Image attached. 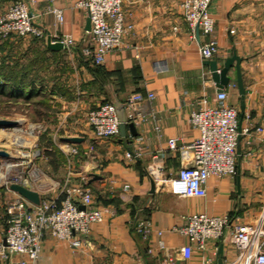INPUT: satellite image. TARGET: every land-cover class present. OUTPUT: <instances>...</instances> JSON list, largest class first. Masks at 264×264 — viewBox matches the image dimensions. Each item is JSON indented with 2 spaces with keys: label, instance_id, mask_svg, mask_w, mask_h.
Instances as JSON below:
<instances>
[{
  "label": "crops",
  "instance_id": "1",
  "mask_svg": "<svg viewBox=\"0 0 264 264\" xmlns=\"http://www.w3.org/2000/svg\"><path fill=\"white\" fill-rule=\"evenodd\" d=\"M15 1L0 0V11ZM78 1L56 0L52 4L33 0L31 12L43 13L55 5L62 10V21L43 13L37 20L44 31L42 39H0V56L10 54L12 62L7 64L14 71L27 67L31 75L36 70L40 77L39 63L56 58L55 69L70 66L65 84L54 83L59 81L55 79L47 82L44 73L35 84L37 89L54 92L51 98L61 105L55 115L62 129L58 134L60 145H55L56 150L49 149L52 155L44 157L57 174H48L46 179L36 174L32 189L40 200H62L64 187L82 184L91 191L92 205L107 210L102 223L92 226L79 248L46 235L36 264H202L196 252L188 261L181 258L179 249L186 239L174 228L186 216L226 214L231 225L264 227V0H212L209 15L214 20L213 33H196L195 39L182 19L180 0H122L134 30L123 48L108 54L98 70L80 54L87 40V15L75 7ZM47 37L51 41L72 39V56L63 49H49ZM210 38L217 43L213 60L218 66L233 53L241 58L243 98L237 90L234 69L223 89L227 104L236 108L240 122L236 174L210 178L204 197L185 198L177 186L172 187L180 159L177 151L167 148V140L177 138L179 144H188L199 135L188 122L189 113L203 96L212 98L217 92L197 51L198 42ZM134 93L144 96L137 110L145 115V120L134 122L135 135L126 128L125 137L96 139L85 113L105 100L117 99L123 105ZM147 93H152L153 99L147 100ZM245 128L248 133H244ZM67 137L79 138V142L64 141ZM65 144L78 151L70 159L62 150ZM154 156L165 173L157 182L147 171ZM39 163L42 167L44 162ZM11 196L0 189V243L6 226L3 207ZM140 223L147 225V233L139 231ZM158 232L162 234V249L154 246ZM204 255L211 264H225L235 259L238 251L225 237L223 241H208ZM19 258L0 259V264H13Z\"/></svg>",
  "mask_w": 264,
  "mask_h": 264
},
{
  "label": "built area",
  "instance_id": "2",
  "mask_svg": "<svg viewBox=\"0 0 264 264\" xmlns=\"http://www.w3.org/2000/svg\"><path fill=\"white\" fill-rule=\"evenodd\" d=\"M52 4L56 0H48ZM212 0H180L179 9L182 19L187 24L190 37L195 39L196 32L210 36L214 30V20L209 15ZM33 0L28 4L24 0H16L8 8L0 11V38L31 37L42 39L43 29L37 24L38 18L44 14H52L57 21L63 19L62 10L55 5L48 7L43 13L30 11ZM122 0H80L75 7L85 11L90 22L86 32V44L81 48L82 59L93 65L101 66L106 56L123 48L125 39L133 32L134 25L128 20L130 14L123 10ZM63 50L72 56L75 47L70 38H58ZM197 51L202 61L213 60L217 54V43L214 39L198 42ZM137 57V56H136ZM146 99H153L152 93ZM144 100L141 93L130 95L123 108L128 122L145 120V115L137 110L138 103ZM188 122L198 130V137L188 144H179V139L169 138L167 148L177 151L180 167L171 180L172 187L185 198H201L206 195L207 182L210 178L232 177L236 174V146L239 136L238 111L227 104V93L216 92L212 98L203 96L190 111ZM86 123L94 137L100 140L115 138L119 135L118 120L112 102L99 104L86 114ZM248 133V129H243ZM26 143L19 144L16 151L18 157H8L4 165V173L0 172V180H6L14 169L26 168L38 150H29ZM67 156L77 154V149L68 144L62 146ZM27 149V150H26ZM148 165V174L157 182L165 177L164 170L155 161ZM13 161V162H12ZM30 173L26 177L17 176L8 179L3 185L7 193L12 194L4 206L6 226L3 242L0 243V259L8 261L11 257H20L13 264H36L41 254L44 237L50 236L58 241L66 242L73 248H79L94 225L103 221L107 210L94 207L91 191L82 184L64 187L62 200L43 199L35 205L9 189L10 184H23L33 181ZM32 186V185H31ZM128 186H125L127 188ZM259 225V226H258ZM239 223L231 225L228 215L212 216L193 214L186 216L180 226L174 228L186 243L179 249L183 261H188L193 253L201 255L202 264H211L204 255L207 242L223 241L225 237L238 251L232 261L225 264H264V227L260 224ZM142 233H147V225L140 223ZM158 232L154 246L164 248ZM151 251V249L149 250Z\"/></svg>",
  "mask_w": 264,
  "mask_h": 264
},
{
  "label": "rangeland",
  "instance_id": "3",
  "mask_svg": "<svg viewBox=\"0 0 264 264\" xmlns=\"http://www.w3.org/2000/svg\"><path fill=\"white\" fill-rule=\"evenodd\" d=\"M0 39H3V38H0ZM34 54L36 53L33 52L32 55ZM14 58H16V55ZM8 62H12L10 54L0 56V67L2 65L7 66ZM39 64H40V69H39L40 77H38V72L36 70L34 71L32 75L33 77H35L34 78L35 81L38 80V78L43 79V73H44V77L47 82H51L55 80L56 81L59 80L58 82H54L58 84L59 83L65 84L67 82L65 75L69 74L68 73L69 67H70L69 64L62 65L60 67V70L55 69L58 64L57 58L46 60V62L39 63ZM18 72H19V69L17 68V70L12 72L13 74L11 75L14 77V75ZM57 74H59L60 76ZM2 76H4V74L0 73V84H2V82H5V79H2ZM68 80H69V77H68ZM54 86H56V84ZM45 92H46V97L44 99L33 97L30 103L25 102L22 98H19V99L10 98V97H5V96L0 95V119L11 120L15 122V126H12L7 129L0 128V151H3L7 154L6 158H0V165L1 164L4 165L5 164L4 161H6L8 157L9 158L18 157V155L16 154V151L20 149V147L18 146L19 144L26 143L25 145L28 146L27 149L29 148V150L31 151L36 149L40 152L38 156L36 157L33 156L32 161L28 167L26 168L19 167L17 169H14V171H12L9 175L5 176L6 180L4 179L0 180V189H3L4 191L6 190H5V187H3V185L6 181H8V179H11L17 176L26 177L27 172L30 173V175L32 176V179H34L33 176H36V174L40 175V177L44 179L47 178L46 176H49V175L52 176L53 174L54 175L57 174L56 170H54L55 168L53 164L49 163L50 161L44 158L46 157L44 155L45 153L44 150L45 149H50V150L55 149L56 150L55 145L56 146L60 145L58 142L59 140L58 134H60V130L62 129V127H61V124H59V121H58L57 116L55 115L56 114L55 112H57V109L61 105H58L56 101L51 98L52 96H54V92L52 90L47 89ZM34 102H44L48 106V108L43 109L40 106L34 105ZM38 111L40 112L45 111L46 114L41 116L37 114ZM85 114H87V112ZM67 158L70 159L71 156H68ZM39 162H44L42 163V167H40ZM38 163H39V166H38ZM3 168L4 167L1 166V169H0L1 174L4 173ZM30 175L29 177H31Z\"/></svg>",
  "mask_w": 264,
  "mask_h": 264
},
{
  "label": "water",
  "instance_id": "4",
  "mask_svg": "<svg viewBox=\"0 0 264 264\" xmlns=\"http://www.w3.org/2000/svg\"><path fill=\"white\" fill-rule=\"evenodd\" d=\"M85 29L87 31L90 29V22L88 18H87ZM196 33L198 34V32ZM46 44H47V47L51 50L59 51L63 49V46L60 42H51L50 37H47ZM240 63H241V58L236 56L235 53H233L229 58H226L223 61L221 66H218V63L214 60H207L203 62V64L208 67V70L211 74V78L217 89V92H221L228 85V83L230 82L229 72L231 69H234L237 90H238L239 96L243 98L244 87H243L242 79H241ZM112 104L114 106L116 117L118 120L119 136L125 137L126 128H128L131 134L134 136L135 135L134 123L127 121L126 114H125V111H124V108L121 102L115 99L112 102ZM239 117L241 118L242 114H240ZM12 126H15V122L11 120L0 119L1 129H7ZM239 131H240V122H238V132ZM64 141L79 142V138L67 137V138H64ZM6 157H7V154L3 151H0V158H6ZM9 189L12 192L20 195L22 198L26 199L27 201L35 205L39 204L40 202L38 193L32 189V186L28 181H24L23 184L21 185L12 183L10 184ZM175 264H179V262H176Z\"/></svg>",
  "mask_w": 264,
  "mask_h": 264
},
{
  "label": "trees",
  "instance_id": "5",
  "mask_svg": "<svg viewBox=\"0 0 264 264\" xmlns=\"http://www.w3.org/2000/svg\"><path fill=\"white\" fill-rule=\"evenodd\" d=\"M36 40V39H35ZM87 64L92 65V69L98 70L100 66L93 65L90 63V61L85 60ZM6 65V64H5ZM31 66V64L29 65ZM9 67V68H8ZM14 70L12 69L9 64L7 66H1L0 67V73H3L4 76H2V79H5V82H2L0 84V95L10 98H22L25 102L30 103L33 97H38L44 99L46 97V92L44 90L37 89L35 87V84L37 80L35 81L34 78L30 74V70L28 71L27 67H23L18 73L14 75V77L11 75L13 74ZM7 80V81H6ZM41 82V81H40ZM112 102L111 100H105L103 103ZM34 105L40 106L43 109H47L48 106L44 102H34ZM39 115L46 114L45 111L40 112L38 111ZM44 155L49 157L52 155V152L49 151V149L44 150Z\"/></svg>",
  "mask_w": 264,
  "mask_h": 264
},
{
  "label": "bare ground",
  "instance_id": "6",
  "mask_svg": "<svg viewBox=\"0 0 264 264\" xmlns=\"http://www.w3.org/2000/svg\"><path fill=\"white\" fill-rule=\"evenodd\" d=\"M6 160V159H5ZM5 162V161H4ZM5 163H7V162H5Z\"/></svg>",
  "mask_w": 264,
  "mask_h": 264
}]
</instances>
